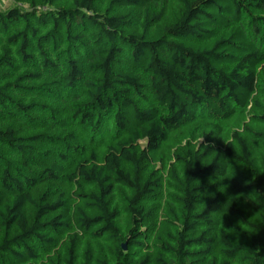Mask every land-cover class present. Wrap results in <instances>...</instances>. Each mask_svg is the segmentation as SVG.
<instances>
[{"label": "trees", "instance_id": "trees-1", "mask_svg": "<svg viewBox=\"0 0 264 264\" xmlns=\"http://www.w3.org/2000/svg\"><path fill=\"white\" fill-rule=\"evenodd\" d=\"M12 1L0 264H264V0Z\"/></svg>", "mask_w": 264, "mask_h": 264}, {"label": "rangeland", "instance_id": "rangeland-1", "mask_svg": "<svg viewBox=\"0 0 264 264\" xmlns=\"http://www.w3.org/2000/svg\"><path fill=\"white\" fill-rule=\"evenodd\" d=\"M15 6V3L12 0H0V10L5 11L8 10L12 7ZM26 8V6H24ZM170 16H174L175 14L172 12H169ZM247 112V113H246ZM244 114H239L237 117H235L230 124L232 125V127L236 128L239 127V125H241L242 121H245V118L248 117L253 114V112H251L250 108L246 111ZM201 121H197L194 124L188 125L178 131H176L174 134L171 135L170 139L163 145L160 154H159V158L164 162V163H169L171 161V157H173V155L175 153H178L179 151H181L187 144H190L192 147H196L197 143H198V138H197V134L196 131L198 129V126L201 124ZM163 162H159L158 165H162ZM167 166H165V168L167 169ZM168 175L166 176L165 180H164V188H163V203L162 205L166 204L165 200L166 199H175L176 196H178L176 189L173 187L168 186ZM168 189H172L171 191H168Z\"/></svg>", "mask_w": 264, "mask_h": 264}, {"label": "water", "instance_id": "water-1", "mask_svg": "<svg viewBox=\"0 0 264 264\" xmlns=\"http://www.w3.org/2000/svg\"><path fill=\"white\" fill-rule=\"evenodd\" d=\"M123 250H126V246L125 245L123 246Z\"/></svg>", "mask_w": 264, "mask_h": 264}]
</instances>
